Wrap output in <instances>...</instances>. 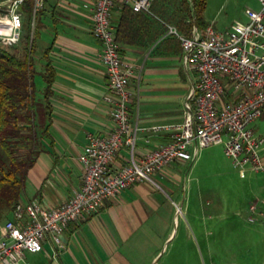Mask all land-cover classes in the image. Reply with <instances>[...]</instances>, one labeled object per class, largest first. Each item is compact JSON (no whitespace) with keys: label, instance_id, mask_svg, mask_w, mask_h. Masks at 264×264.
Here are the masks:
<instances>
[{"label":"crops","instance_id":"0c3cea01","mask_svg":"<svg viewBox=\"0 0 264 264\" xmlns=\"http://www.w3.org/2000/svg\"><path fill=\"white\" fill-rule=\"evenodd\" d=\"M93 5L94 0H45L38 11L35 66L41 73L49 63L54 79L47 98L41 91L43 82L37 80L35 120L40 131L45 127L47 131L40 137L41 151L27 172L19 201L37 200L48 207L66 201L80 187L78 154L89 137L105 136L113 129L110 106L104 100L108 86L99 60L100 43L90 33ZM111 21L121 57L136 67L128 86L129 113L131 126L139 129L141 147L152 125L181 121L194 72L183 66L180 43L167 34L168 24L151 12H134L117 4ZM33 26L34 22L31 33ZM151 138L163 142L167 133ZM126 154L120 150L115 164ZM170 208L153 183H135L107 199L98 211L70 222L62 249L47 239L42 251L25 252L23 260L26 264H154L159 249L154 245L170 237ZM160 229L164 234H159Z\"/></svg>","mask_w":264,"mask_h":264},{"label":"built area","instance_id":"2783aa9c","mask_svg":"<svg viewBox=\"0 0 264 264\" xmlns=\"http://www.w3.org/2000/svg\"><path fill=\"white\" fill-rule=\"evenodd\" d=\"M45 0H32V25ZM0 5V44L14 45L22 36L24 0H5ZM152 0H94L90 33L100 43L99 60L105 69L113 129L105 136H90L78 154L82 167L80 187L55 207L37 200L18 201L6 218L0 233V264H26L24 253L43 250L49 240L57 249L64 247L67 225L98 211L104 202L135 183L176 162H190L198 149L222 144L224 154L238 168L264 171V135H256L250 123L264 116V0L257 10L246 8L247 22L223 31L212 24L194 27L186 36L167 25L182 50V63L194 72L183 103L181 121L152 125L150 135L138 145V128L130 124V80L136 76L134 64L120 54L111 12L115 5L134 12H150ZM167 133V140L152 142L151 135ZM126 155L119 164L120 150ZM193 157V158H192ZM251 202L249 221L254 214L264 220V199Z\"/></svg>","mask_w":264,"mask_h":264},{"label":"rangeland","instance_id":"374dc122","mask_svg":"<svg viewBox=\"0 0 264 264\" xmlns=\"http://www.w3.org/2000/svg\"><path fill=\"white\" fill-rule=\"evenodd\" d=\"M246 8L257 10L258 0H206L203 20L223 31L247 22ZM166 21L175 27L173 21ZM27 32L25 27L17 44L1 43V47L22 56ZM249 126L256 129V135H264V116ZM25 151L21 146L18 157ZM152 179L171 207L167 217L170 237L165 241L161 237L163 242L154 245L159 248L154 264H262L264 220L254 214V221H249L248 206L264 199V171L246 170L242 177L218 143L199 148L190 162H176ZM163 232L160 229L159 234Z\"/></svg>","mask_w":264,"mask_h":264},{"label":"trees","instance_id":"16d2710c","mask_svg":"<svg viewBox=\"0 0 264 264\" xmlns=\"http://www.w3.org/2000/svg\"><path fill=\"white\" fill-rule=\"evenodd\" d=\"M205 6L206 0H152L150 12L165 22L173 21L179 32L189 36L193 26H205ZM21 10L26 18L23 23L22 17V32L28 30L24 54L17 56L0 45V225L21 197L27 172L41 151L40 137L47 131V127L40 131L35 120L37 80L43 82L41 91L47 98L54 79L49 63L41 73L35 66L38 11L31 33L32 0H24ZM45 106L49 112V103ZM21 146L27 151L19 158Z\"/></svg>","mask_w":264,"mask_h":264},{"label":"water","instance_id":"95a60500","mask_svg":"<svg viewBox=\"0 0 264 264\" xmlns=\"http://www.w3.org/2000/svg\"><path fill=\"white\" fill-rule=\"evenodd\" d=\"M179 211V208H177V212Z\"/></svg>","mask_w":264,"mask_h":264}]
</instances>
